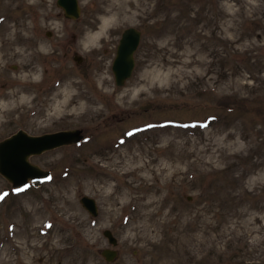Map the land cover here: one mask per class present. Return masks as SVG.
Returning <instances> with one entry per match:
<instances>
[{
    "label": "rangeland",
    "instance_id": "374dc122",
    "mask_svg": "<svg viewBox=\"0 0 264 264\" xmlns=\"http://www.w3.org/2000/svg\"><path fill=\"white\" fill-rule=\"evenodd\" d=\"M16 1L0 0L9 129L86 138L32 156L52 177L0 199V264H264V0H80L77 20ZM129 27L143 37L120 86Z\"/></svg>",
    "mask_w": 264,
    "mask_h": 264
},
{
    "label": "water",
    "instance_id": "95a60500",
    "mask_svg": "<svg viewBox=\"0 0 264 264\" xmlns=\"http://www.w3.org/2000/svg\"><path fill=\"white\" fill-rule=\"evenodd\" d=\"M58 5L63 7L66 17L72 19L80 17L81 8L78 0H58ZM140 39L141 32L136 28L130 27L124 31L113 63L117 85H124L132 76L136 64L135 51ZM78 61L81 62L82 59L79 57ZM82 138L83 134L80 129L58 131L41 136H31L21 132L0 144V171L12 180L15 186H21L29 179L48 177L49 172L32 164L29 157L59 146L74 144ZM81 201L93 215L98 214L95 199L84 196ZM104 234L113 245L118 244V239L111 230H105ZM102 255L108 261H114L118 256V251L106 248L102 251Z\"/></svg>",
    "mask_w": 264,
    "mask_h": 264
},
{
    "label": "flooded vegetation",
    "instance_id": "af4514ba",
    "mask_svg": "<svg viewBox=\"0 0 264 264\" xmlns=\"http://www.w3.org/2000/svg\"><path fill=\"white\" fill-rule=\"evenodd\" d=\"M16 2L20 3V0ZM47 35L50 37L52 36V33H49ZM5 42H6V45H8L7 44L8 42L3 39L1 41V46L5 45ZM38 46H42L41 43H38ZM10 82H11V79H9L8 76L6 77H4V75L0 76V116L5 121L4 123H2V130H0V143L6 138L15 134L18 130L26 131L22 127L15 129V130L9 129V127L12 126V122L14 121L13 115H15L14 113L15 110L10 108V105H9L10 103L8 102V99L10 98V95L8 96V92H10L9 88L11 87ZM0 176L11 185V186H7V189H11L13 187L12 184L6 179V177L3 174L0 173Z\"/></svg>",
    "mask_w": 264,
    "mask_h": 264
},
{
    "label": "bare ground",
    "instance_id": "6f19581e",
    "mask_svg": "<svg viewBox=\"0 0 264 264\" xmlns=\"http://www.w3.org/2000/svg\"><path fill=\"white\" fill-rule=\"evenodd\" d=\"M122 11V7L117 9L116 7L107 9L105 16L102 18V24L99 30L88 32L85 37V42L100 38L107 31L109 24L114 22L123 14Z\"/></svg>",
    "mask_w": 264,
    "mask_h": 264
}]
</instances>
